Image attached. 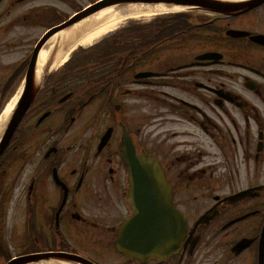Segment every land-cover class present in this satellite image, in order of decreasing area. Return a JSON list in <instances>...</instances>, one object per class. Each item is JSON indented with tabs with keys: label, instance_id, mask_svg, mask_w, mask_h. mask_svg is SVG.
I'll list each match as a JSON object with an SVG mask.
<instances>
[{
	"label": "flooded vegetation",
	"instance_id": "obj_1",
	"mask_svg": "<svg viewBox=\"0 0 264 264\" xmlns=\"http://www.w3.org/2000/svg\"><path fill=\"white\" fill-rule=\"evenodd\" d=\"M24 1L31 0L0 1V52L17 43L13 28H23L21 43L30 48L33 19L63 17L54 6L13 13ZM154 29L155 49L131 64L129 52H105L104 64L72 59L45 81L7 155L9 164L26 167L19 193L25 253L63 251L96 264H257L264 46L250 38L264 35V4L236 17H182ZM229 29L249 35L231 37ZM124 138L158 161L185 218L180 248L167 258L128 259L117 248L130 214ZM8 238L0 230V262Z\"/></svg>",
	"mask_w": 264,
	"mask_h": 264
},
{
	"label": "water",
	"instance_id": "obj_2",
	"mask_svg": "<svg viewBox=\"0 0 264 264\" xmlns=\"http://www.w3.org/2000/svg\"><path fill=\"white\" fill-rule=\"evenodd\" d=\"M261 1L262 0H247L237 3L217 0H104L80 14H77L64 24L51 29L45 36H43L34 49L22 95L0 139V156L8 145L12 134L26 109L32 102L35 87L32 77L33 74L31 73L34 70L38 53L44 43L48 41V39L57 31L67 28L85 18L89 14L116 2L151 5L164 4L168 6L191 7L193 9L202 7L208 11L235 14L259 5ZM233 10L236 12L233 13ZM129 159L131 161L130 178L133 186L131 196L133 198L132 205L134 207V213L124 226L123 236L125 237L126 235L128 240L132 241L135 248L137 245L142 243L140 238V236H142L145 250L150 251L151 248H153L163 238L167 223L171 225L172 233L177 239L179 232L182 229L183 221L179 213H176L174 210L169 211L168 207H166L165 194H162L161 197V195L156 191L155 187L158 186V183L157 181L150 179L154 176V173L156 174V168L153 161L143 157H135L132 150L129 153ZM169 217H171L170 221ZM44 257L46 256H41V258H31L28 256L20 257L12 260L8 264H28L32 260H38ZM60 257V259H63V255Z\"/></svg>",
	"mask_w": 264,
	"mask_h": 264
},
{
	"label": "bare ground",
	"instance_id": "obj_3",
	"mask_svg": "<svg viewBox=\"0 0 264 264\" xmlns=\"http://www.w3.org/2000/svg\"><path fill=\"white\" fill-rule=\"evenodd\" d=\"M175 9L177 8L175 7ZM168 10L170 9L164 6H157L143 9L142 12L134 11L135 13L133 14L122 15L123 13L121 14V11H115L114 9L110 8L104 9L82 20L76 27L72 28L67 33L53 37L54 39L52 38V41L48 45L47 49L44 48L40 52L38 66L41 67L46 58H48V54L50 53L52 45L56 43L60 44L62 48L66 47L70 43L71 45L67 52H62L61 56L60 53L58 54L60 58L57 60V62H55L54 66L64 63L70 52H72L76 47L90 46L91 44L100 40L102 37L106 36L108 33L113 32L117 28L123 26V24H125L128 20L151 19L155 16L165 14ZM16 99L17 95H15V97L9 101L0 115V133L15 104Z\"/></svg>",
	"mask_w": 264,
	"mask_h": 264
},
{
	"label": "rangeland",
	"instance_id": "obj_4",
	"mask_svg": "<svg viewBox=\"0 0 264 264\" xmlns=\"http://www.w3.org/2000/svg\"><path fill=\"white\" fill-rule=\"evenodd\" d=\"M76 1H80V5H85L88 2L84 1V0H76ZM46 3H50V2H46L45 0H33L32 2H30L31 5H38V4H46ZM30 4H26L21 6L20 8L17 9V11H21L24 10L25 8H27ZM56 6L58 7H62L56 3H54ZM63 10L65 13H68L71 11V9H68V7L63 6ZM150 19H146V20H132V21H127L126 24H123V26H127L131 23H139V22H146L149 21ZM121 26V27H123ZM15 29V28H14ZM21 32L22 29H15L13 30V32L10 34V36H19V39L17 41V46L12 48V52H4L3 56V63H9L11 65L14 64V62H17L19 60H21L28 52H26L25 50L27 48H25L23 46V44L21 43L23 38L21 37ZM44 32V28L42 26H38V27H33L31 28L30 31V40L32 41V43L34 44L35 41L42 35V33ZM9 72V70H7L5 68L4 65L0 64V82L4 79V77L7 75V73ZM20 78H18L16 80V83L19 81ZM15 89V88H14ZM14 89H10L11 95L15 93ZM14 173V170H10L7 174V180L9 179V177H12ZM22 177H24V173L22 174ZM19 197V191H18V187L14 190V194L10 200V203H8L5 207H4V217H5V224H6V233L9 234L10 230L16 231L20 229V223L22 220V205H21V201H19L18 199ZM18 232L12 233L13 236V244L17 241L16 236ZM18 236V235H17ZM11 244V243H10ZM18 244V241H17ZM12 245V244H11ZM13 250L15 248H17V245H12Z\"/></svg>",
	"mask_w": 264,
	"mask_h": 264
},
{
	"label": "trees",
	"instance_id": "obj_5",
	"mask_svg": "<svg viewBox=\"0 0 264 264\" xmlns=\"http://www.w3.org/2000/svg\"><path fill=\"white\" fill-rule=\"evenodd\" d=\"M127 33H129V44L131 46L135 45V42L137 41L139 35L138 30L129 29L127 32L120 34L119 36H115L114 38L109 40H104L95 47L87 50H80V52H121L125 45V35Z\"/></svg>",
	"mask_w": 264,
	"mask_h": 264
}]
</instances>
